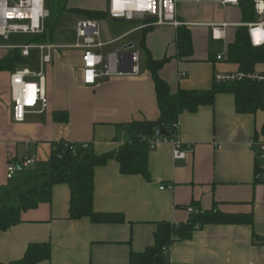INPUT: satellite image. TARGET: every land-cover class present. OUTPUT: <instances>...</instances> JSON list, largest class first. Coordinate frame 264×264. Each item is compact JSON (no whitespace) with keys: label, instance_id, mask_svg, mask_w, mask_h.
I'll return each instance as SVG.
<instances>
[{"label":"crops","instance_id":"1","mask_svg":"<svg viewBox=\"0 0 264 264\" xmlns=\"http://www.w3.org/2000/svg\"><path fill=\"white\" fill-rule=\"evenodd\" d=\"M221 2L177 4L180 28L192 35L194 55L190 60L177 57L180 28L162 26L147 31L151 19L132 22L136 27L117 40L111 41L110 33L102 36L105 43H114L140 34L146 65L138 76L106 79L94 87L82 83V53L64 48L72 44L58 45L55 38L57 49L49 64V107L43 113L29 112L22 123L14 117L13 72H1L0 205L20 206V194L40 183L48 171L55 143L87 145L96 155L115 153L126 142L119 126L159 120L155 83L147 70L142 41L155 60H170L160 76L173 93L209 90L217 74L241 73L239 66L227 62L226 54L240 28L237 26L247 23L240 5L225 7ZM108 8L109 0H68L65 12L75 18V31V22L81 17L71 9L108 12ZM47 9L51 14L48 29L52 12ZM223 22L234 27L226 42L214 41L211 26ZM215 43H223L225 51H219ZM132 45L139 53L132 42L122 48ZM13 48L0 46V60ZM34 51L40 62V52ZM218 56L223 59L218 61ZM255 74L264 76V65H258ZM57 112L68 113L69 122H56ZM178 125L186 158L175 159L170 143L150 149L149 180L123 175L114 160L96 169L95 211L122 215L124 223L97 225L86 218L70 220V188L56 185L50 203L22 212L21 224L0 233V264L21 261L31 244L43 243L50 244L51 258L40 264H130L133 252L155 244L158 224L187 223L189 207L202 213L218 209L226 215L250 216L252 223L199 228L190 240L177 242L165 253L166 264H264V184L256 182L257 150L249 146L251 140L264 138V112L239 114L235 97L221 94L214 106L201 107L195 114L183 113ZM26 159L35 160V164L23 170L19 166ZM10 165L17 166L11 180Z\"/></svg>","mask_w":264,"mask_h":264},{"label":"trees","instance_id":"2","mask_svg":"<svg viewBox=\"0 0 264 264\" xmlns=\"http://www.w3.org/2000/svg\"><path fill=\"white\" fill-rule=\"evenodd\" d=\"M67 2L62 6L61 3L59 4L58 10L54 12V17L58 15L60 18L62 17L66 11ZM240 9L244 22L256 21L252 0H240ZM70 12L89 20L104 21L109 18L108 12L104 11L71 9ZM55 27L56 23L52 22L42 35L31 36L29 43L41 45L53 42ZM146 30H152V26L147 27ZM176 45L179 59L190 60L193 57L192 35L189 30L178 29ZM141 47L147 53V70L152 74L155 83L157 104L160 110L159 120L132 122L119 126V132L126 135V142L119 152L115 153L96 155L89 147L84 148L81 144L55 143L48 171L40 177L42 178L40 183L31 190L20 194V206L0 205V233L21 224L22 212L35 209L42 203H50L53 188L60 184L68 185L71 191L70 220L77 221L86 218L97 225L122 224L125 222L122 215L102 214L95 211L94 177L97 168L106 166L109 161L114 160L119 164L123 175L142 176L149 180L150 141L158 137L157 131L164 130L170 139H175L178 133L175 126L178 125L180 116L185 112L195 114L201 107L214 106L218 95H233L239 114L264 112V82L250 79L230 83L215 82L209 90L187 91L180 89L173 93L168 83L160 76L161 71L170 60H155L146 49L145 40L142 41ZM26 60L19 49L10 50L9 54L0 60V73H14L21 68ZM226 60L228 63L239 66L241 73L255 74L256 67L264 65V47H252L247 29L240 27L236 31L234 41L227 47ZM54 118L58 123L69 122L66 112H57L54 114ZM251 223L250 216L226 215L219 212L218 209L204 212L199 216H191L187 223L178 225V228L170 223H160L155 232V244L147 247L143 252H133L130 264H166L164 249L172 247L177 242L190 240L197 231V227L251 225ZM50 258V244H31L25 257L12 264H40Z\"/></svg>","mask_w":264,"mask_h":264},{"label":"built area","instance_id":"3","mask_svg":"<svg viewBox=\"0 0 264 264\" xmlns=\"http://www.w3.org/2000/svg\"><path fill=\"white\" fill-rule=\"evenodd\" d=\"M207 0H109L108 14L110 18H121L127 21H146L151 19L148 26H171L180 28L183 24L178 20L177 4L200 3ZM222 5L239 6L240 0H222ZM256 17H264V0H252ZM51 14L47 9L46 0H0V37L9 40L12 35L37 36L46 30V22ZM234 27L228 22L213 24L212 39L217 42H226L228 31ZM237 27L247 29L250 44L254 48L264 47V20L242 24ZM76 43L64 48L82 53V83L87 87H94L99 81L124 76H138L140 69L139 53L124 48L105 54L104 48L112 43L101 41L100 23L96 20L79 19L75 22ZM19 49L26 59L31 58V52H40V70L35 72L29 68L16 70L11 77V96L14 107L15 121L22 123L29 112L43 113L49 107L47 95V76L44 67L52 63V52L57 47L52 45H26ZM127 52L131 54L128 55ZM222 56L217 60L221 61ZM245 79L264 82V76L257 74H217L216 83H230ZM40 108V110H38ZM179 133V125L175 126ZM177 137H157L150 141V149L154 150L161 143H170L174 147V156L177 160L186 158L182 150L183 144ZM250 148L257 150L256 181L264 184V138H255L249 143ZM88 148L87 145H83ZM35 164V160L26 159L21 169H28ZM17 166L8 167V179H13ZM165 188H162L164 190ZM190 216H199L202 212L194 207L187 208ZM178 228V225H175ZM199 227H197V230ZM171 250L165 248L164 253Z\"/></svg>","mask_w":264,"mask_h":264},{"label":"rangeland","instance_id":"4","mask_svg":"<svg viewBox=\"0 0 264 264\" xmlns=\"http://www.w3.org/2000/svg\"><path fill=\"white\" fill-rule=\"evenodd\" d=\"M67 1L68 0H46L47 7L50 8L51 12L53 11L52 12L53 15L51 17V24L52 22L53 24L56 23V27H55V31L53 35V42L46 43L47 45L55 46L56 43L58 45H66V44L74 45L76 43V35L73 29V21L75 18L73 17V15L71 14L69 15L68 13L64 12L61 18L59 15L54 17V12L58 10L60 6L59 4L61 3V6H62ZM56 17H58L57 22H56ZM79 17H81V19H85L82 16H79ZM262 20H264V17L258 18V21H262ZM99 23H100V30H101V34L103 38L105 37V34L110 33L111 41L121 38L123 35L127 34L129 31H131L133 28L136 27V24H117V23H114L111 19H106ZM51 24L49 23L50 26ZM55 38H56V43H55ZM140 38H141L140 34H136V35L124 38L120 41L114 42L113 44L109 45L108 47L105 48L104 51L106 54H108L109 52H113L114 50L122 48L126 46L128 43L132 42L135 45L134 50L140 53L139 65L141 69V66L143 67L144 65H146V57L145 55H143V52L140 50V47H139ZM29 40H30V36H27V35H12L10 36L9 40H5L0 37V46L10 45V46H14L15 48H19L20 46H23L26 44L40 45L37 43L30 44ZM101 41L105 43L106 40L102 39L101 37ZM215 46L219 51L221 52L225 51L224 50L225 45L223 43H215ZM76 52H79V51H76ZM49 66L50 65H46L44 67V71L47 76V87H49V83H48ZM23 68H29L36 72L40 70V62L38 60V54L36 51H33L32 58L27 59L26 62L21 65V69ZM74 69L76 68L74 67Z\"/></svg>","mask_w":264,"mask_h":264},{"label":"water","instance_id":"5","mask_svg":"<svg viewBox=\"0 0 264 264\" xmlns=\"http://www.w3.org/2000/svg\"><path fill=\"white\" fill-rule=\"evenodd\" d=\"M114 23H117V24H131L132 21H127L125 19H121V18H110ZM133 48V45L132 46H128V47H125L124 50L127 51L129 49H132ZM128 55H130L131 53L130 52H127ZM156 135L158 137H168V133L165 132L164 130H158Z\"/></svg>","mask_w":264,"mask_h":264}]
</instances>
